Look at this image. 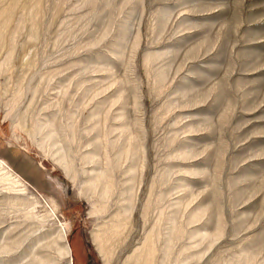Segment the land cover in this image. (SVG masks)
<instances>
[{
	"label": "rangeland",
	"instance_id": "rangeland-1",
	"mask_svg": "<svg viewBox=\"0 0 264 264\" xmlns=\"http://www.w3.org/2000/svg\"><path fill=\"white\" fill-rule=\"evenodd\" d=\"M69 261L264 264V0H0V264Z\"/></svg>",
	"mask_w": 264,
	"mask_h": 264
},
{
	"label": "bare ground",
	"instance_id": "bare-ground-1",
	"mask_svg": "<svg viewBox=\"0 0 264 264\" xmlns=\"http://www.w3.org/2000/svg\"><path fill=\"white\" fill-rule=\"evenodd\" d=\"M103 123V122H102ZM46 125V124H45ZM60 128V127H59ZM55 130V129H54ZM53 130V131H54ZM59 130V129H58ZM62 130V128L60 129ZM57 130H55L54 132H56ZM60 132V131H59ZM64 132V131H63ZM74 132H72V135H73ZM51 134H53L52 132H49L47 135H46V138L49 139V137H51ZM66 137V136H65ZM60 139H58V142L60 141H63L64 138H62L61 136H59ZM56 142V141H54ZM114 147V146H113ZM107 148V147H106ZM143 150V149H142ZM65 152V151H64ZM109 151H105L103 149V155H104V161H105V158L107 157L106 155H109V153H107ZM123 152V151H122ZM124 153V152H123ZM141 153V157H142V164H143V160H144V150L139 152ZM117 154H115L116 156ZM111 156V155H110ZM114 158V156L112 157ZM120 158V157H118ZM117 158V160H118ZM62 159V158H61ZM115 159V158H114ZM63 161L64 163L66 164V167L69 168V162L66 161V158L64 157L63 158ZM114 161V160H113ZM111 161V162H113ZM87 163V162H85ZM118 163L117 161H115V164ZM105 164V167H106V163ZM68 165V166H67ZM64 166V165H63ZM118 167V166H117ZM64 168V167H63ZM134 168V167H133ZM99 173L95 176V178H93V188L94 190L96 188H98V196L102 197L103 198V206L106 207L107 206V202L108 200L111 198L112 195H116L117 198H116V204L118 205V207L120 208V210L122 211V215L127 219V217H129V215L131 214L132 210H131V207H132V204H133V200H134V197H135V188H134V185H127L125 187V189H123L122 187L123 186H117V183L116 181L113 180L114 178V172L113 171H108L107 167L106 169H100L98 170ZM115 171V169H114ZM9 174V173H8ZM11 176H9L8 178L6 179H9L11 180L12 183H17L18 182V179L15 178V177H12L10 178ZM5 179V180H6ZM130 181V179H127L126 181ZM132 180V179H131ZM115 204V205H116ZM119 224V223H118ZM57 238L58 239H61L62 242L64 243L63 246L61 247V253L64 254V255H68L70 254V252L72 251L71 249V245L70 243H67L65 241V230H64V227H60V230H59V233L57 235ZM167 239V238H166ZM167 246H168V239H167V242H166ZM75 250H76V253H77V247L75 246ZM68 264H72L70 261Z\"/></svg>",
	"mask_w": 264,
	"mask_h": 264
}]
</instances>
